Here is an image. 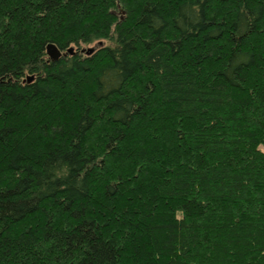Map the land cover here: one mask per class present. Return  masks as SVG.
Masks as SVG:
<instances>
[{
    "label": "trees",
    "instance_id": "1",
    "mask_svg": "<svg viewBox=\"0 0 264 264\" xmlns=\"http://www.w3.org/2000/svg\"><path fill=\"white\" fill-rule=\"evenodd\" d=\"M0 264H264V0H0Z\"/></svg>",
    "mask_w": 264,
    "mask_h": 264
},
{
    "label": "water",
    "instance_id": "2",
    "mask_svg": "<svg viewBox=\"0 0 264 264\" xmlns=\"http://www.w3.org/2000/svg\"><path fill=\"white\" fill-rule=\"evenodd\" d=\"M68 52H71V50ZM47 54L53 62L58 61L62 55L61 51L53 44L47 46ZM28 81H31V78H28Z\"/></svg>",
    "mask_w": 264,
    "mask_h": 264
},
{
    "label": "rangeland",
    "instance_id": "3",
    "mask_svg": "<svg viewBox=\"0 0 264 264\" xmlns=\"http://www.w3.org/2000/svg\"><path fill=\"white\" fill-rule=\"evenodd\" d=\"M103 45H106V42H104V41H99V42H96V43H94V44H92V45L86 46L84 50H87V51H89V50H95V49H97L98 47H101V46H103Z\"/></svg>",
    "mask_w": 264,
    "mask_h": 264
}]
</instances>
